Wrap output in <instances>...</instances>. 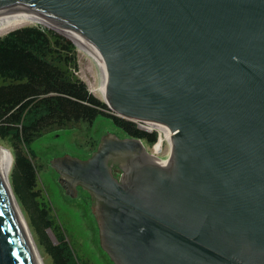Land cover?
<instances>
[{
	"label": "water",
	"instance_id": "95a60500",
	"mask_svg": "<svg viewBox=\"0 0 264 264\" xmlns=\"http://www.w3.org/2000/svg\"><path fill=\"white\" fill-rule=\"evenodd\" d=\"M0 13L79 37L111 115L170 136L162 160L107 134L87 160L49 164L68 198H89L112 264H264V0H0ZM0 264H34L1 184Z\"/></svg>",
	"mask_w": 264,
	"mask_h": 264
},
{
	"label": "trees",
	"instance_id": "16d2710c",
	"mask_svg": "<svg viewBox=\"0 0 264 264\" xmlns=\"http://www.w3.org/2000/svg\"><path fill=\"white\" fill-rule=\"evenodd\" d=\"M49 29L22 27L0 38V142H9L14 154L12 192L53 264H87L73 254L44 200L30 144L46 131L91 124L98 116L111 119L126 137L150 146L156 135L111 115L77 77L73 43Z\"/></svg>",
	"mask_w": 264,
	"mask_h": 264
},
{
	"label": "rangeland",
	"instance_id": "374dc122",
	"mask_svg": "<svg viewBox=\"0 0 264 264\" xmlns=\"http://www.w3.org/2000/svg\"><path fill=\"white\" fill-rule=\"evenodd\" d=\"M28 26H40L48 29L38 24L23 25V27ZM19 28L22 27H17L13 30ZM13 30L4 33L0 38ZM77 46L75 47L78 66L77 77L85 83L89 92L102 102L97 92L93 91V89H97L100 84V72L98 67L90 59L88 53L78 44ZM109 113L111 114L110 111ZM107 134L115 135L121 139L126 137L122 131L114 126L111 119L98 116L91 124L80 122L64 130L46 131L40 137L32 141L29 147L34 155L38 184L43 192L44 200L51 209V214L57 220L73 254L78 260L87 262V264L112 263L99 247L97 228L90 213L86 194L84 192H79L76 199L68 198L59 187L57 175L49 164L53 159L63 156L87 160L96 149L100 139ZM144 145L151 155L153 146L146 143H144ZM0 146L7 149L11 153L13 159L14 154L9 142H0ZM16 203L22 219L28 228L35 250L42 260V264H53L51 257H49L45 248L39 243L26 216L24 217L17 200ZM47 234L51 242L54 243L55 240L53 235L49 231H47Z\"/></svg>",
	"mask_w": 264,
	"mask_h": 264
},
{
	"label": "bare ground",
	"instance_id": "6f19581e",
	"mask_svg": "<svg viewBox=\"0 0 264 264\" xmlns=\"http://www.w3.org/2000/svg\"><path fill=\"white\" fill-rule=\"evenodd\" d=\"M27 24H32V25L38 24L41 26H45V27L54 29L55 31H57L59 33H62L63 36H65L68 40L73 42L76 46L78 44L80 47H82L88 53V56L93 61V63L96 64V66L98 67V70L100 72L99 63H98L95 55L91 51V49L79 37H77L76 35L60 28L59 26H56L55 23L50 22L48 20L34 19V18H23V17H19V16L7 14V13H0V36L3 35L4 33L8 32V31H10V30H13L17 27H23V25H27ZM72 38L75 40V42L77 44L72 40ZM99 77H100L99 87L97 89H93V91L97 92V94L99 95V97L102 101H105L106 88H105V83H104V80L102 78L101 73H100ZM146 125H154V124H146ZM12 165H13V159H12L11 153L7 149H5L4 147L0 146V184H1V187L3 189V192L5 194L6 199L8 201L10 209L13 212L14 217L17 221V224L21 230V233L24 237V240L27 244V247L29 249L33 263L34 264H42V260L40 259V257L38 256V254L35 250V246L31 240L30 233H29L28 228L22 219L18 205L16 203V199H15L14 194H13L12 189H11L9 177H10Z\"/></svg>",
	"mask_w": 264,
	"mask_h": 264
},
{
	"label": "built area",
	"instance_id": "2783aa9c",
	"mask_svg": "<svg viewBox=\"0 0 264 264\" xmlns=\"http://www.w3.org/2000/svg\"><path fill=\"white\" fill-rule=\"evenodd\" d=\"M137 129L148 134L156 135V142L152 145L151 156L157 161L164 159L171 151L170 136L156 125L136 124Z\"/></svg>",
	"mask_w": 264,
	"mask_h": 264
},
{
	"label": "flooded vegetation",
	"instance_id": "af4514ba",
	"mask_svg": "<svg viewBox=\"0 0 264 264\" xmlns=\"http://www.w3.org/2000/svg\"><path fill=\"white\" fill-rule=\"evenodd\" d=\"M145 125H146V124H145ZM116 175H117V174H116ZM79 192H82V191L79 189ZM79 192H78V193H79ZM86 198H87V200H88V202H89V198H88V197H86Z\"/></svg>",
	"mask_w": 264,
	"mask_h": 264
}]
</instances>
